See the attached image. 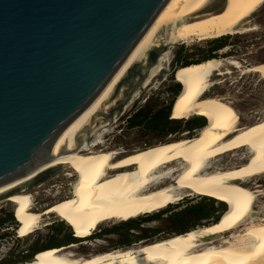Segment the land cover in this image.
Segmentation results:
<instances>
[{"label": "bare ground", "instance_id": "6f19581e", "mask_svg": "<svg viewBox=\"0 0 264 264\" xmlns=\"http://www.w3.org/2000/svg\"><path fill=\"white\" fill-rule=\"evenodd\" d=\"M212 1L170 0L109 91L81 123L46 159L0 185V207L13 208L25 216L28 232L47 226L44 217L60 212L73 222L78 237H86L107 220L156 211L205 191L231 202L222 218L122 249L81 253L74 251L76 243L51 246L31 260L13 264H264V216L255 209L262 193L250 181L264 174V117L241 122L233 102L210 91L211 86L222 84L219 76L232 73L224 64L240 67L243 74L264 73V61L241 67L233 59L211 57L192 61L180 70L187 86L179 96L174 117L199 115L209 120L196 134L126 153L95 149L100 147L104 131L151 82L169 53L161 52L149 66L150 50L162 43L218 38L257 28L241 24L264 0H227L218 10H205ZM136 65L144 77L137 73L128 80ZM121 102L120 112L116 106ZM63 169L69 177L73 175L70 169L82 172L79 191L38 209L34 190ZM240 225L243 228L237 230ZM21 230L19 227L18 233L26 235ZM206 234L210 236L204 238Z\"/></svg>", "mask_w": 264, "mask_h": 264}, {"label": "water", "instance_id": "95a60500", "mask_svg": "<svg viewBox=\"0 0 264 264\" xmlns=\"http://www.w3.org/2000/svg\"><path fill=\"white\" fill-rule=\"evenodd\" d=\"M169 1L0 0V185L46 159L81 123ZM165 47L148 52L149 66ZM140 70L127 79L143 78Z\"/></svg>", "mask_w": 264, "mask_h": 264}, {"label": "rangeland", "instance_id": "374dc122", "mask_svg": "<svg viewBox=\"0 0 264 264\" xmlns=\"http://www.w3.org/2000/svg\"><path fill=\"white\" fill-rule=\"evenodd\" d=\"M226 4L227 0H213L205 10H218ZM250 24H255L257 28L240 34H227L222 39L225 45L215 51L219 59H233L241 67L264 61V3L247 21L242 22L241 26ZM209 40L192 37L188 41L178 40L172 45H166L165 50H169L170 54L168 53L166 59L162 61V67L160 65L151 82L138 92L117 120L112 122L104 131L101 142L97 145L100 147L95 149L107 148L126 153L145 145L192 136L197 133L196 131L199 128L201 129L206 125L209 120L206 121L203 116L199 115L178 118L179 120L170 123L166 129L161 130L147 124L130 126L125 118L144 105H150L153 112L164 108L171 96V89L175 82H183L180 76V67L182 66L177 69V65L184 60L195 61L202 58L206 53ZM155 46H159V44ZM224 66H228L232 73L219 76L223 79L222 84L211 86L210 91L226 95L240 112L241 122L258 117L263 118L264 73L243 74L238 70L240 67L237 68L232 64H224ZM173 73V79H171ZM133 75H137V73L133 72ZM215 77L213 76V78ZM179 96L180 93L177 98ZM171 118H175L174 115ZM204 120L205 124L199 127L198 123ZM170 127H173V129H169ZM223 162H225V159L221 163ZM74 170L70 169L73 175L69 177L64 174L67 170L63 169L58 176L45 181L41 187L36 188L33 192L34 205L38 209H42L62 197L78 192L82 172L79 171V175ZM250 181L262 193L257 197L255 209L261 213V216H264V174L254 176ZM214 196L205 191L194 192L191 196H185L176 203H169L166 207L153 213H141L128 219L107 220L99 225L98 230L94 231L95 233L92 236L86 237H75L72 231V229L74 230L73 222L60 212L59 214L51 213L45 216L44 221L49 222V224L35 232H28V225L25 226V230L22 226L21 233L26 235L19 237L15 229L19 224L18 220L25 221V216L13 208L2 206L0 207V257L9 256L10 258V256H15L18 258V255L22 254V256H29L33 252V246L44 247L48 245V242H53L56 246L76 243L79 245L75 249L73 248L75 252L88 253L91 249H95V252L105 251L108 248L122 249L141 240L149 242L174 233L185 232L217 221V218L219 220L231 206V202L223 199L222 201L218 196H216L217 198ZM226 205H228V208L223 212V206ZM191 206H200L202 209L201 216H194L188 210ZM241 228H243L242 225L238 226L237 230ZM76 235L78 236V234ZM84 241L87 244H83ZM33 258L34 254L28 260ZM26 260L10 263H23Z\"/></svg>", "mask_w": 264, "mask_h": 264}, {"label": "trees", "instance_id": "16d2710c", "mask_svg": "<svg viewBox=\"0 0 264 264\" xmlns=\"http://www.w3.org/2000/svg\"><path fill=\"white\" fill-rule=\"evenodd\" d=\"M225 36L226 35L218 37V38L210 39L208 41V45L206 46V53L202 56V58H199L195 61H200V60L208 59L211 57H217V54L215 53V51H217L218 49L222 48L225 45V43L222 41V39H224ZM190 62L192 61L184 60L181 64L177 66L184 65L180 67V70H181L183 67H185V65L189 64ZM173 75L174 73L172 74L171 79H173ZM186 86L187 84L184 81L175 82L174 86L171 89V96L164 108L157 109L155 112H153L150 105H144L136 109L131 115H128V117L125 118V120L128 122L130 126H139L142 124H147V125H150V127H153L155 129H159V130L166 129L170 123L181 119V118L179 119L171 118V116L175 115V112L177 110L176 103L178 102L179 97L177 98L176 95L178 96L179 93L181 94V92L186 89ZM204 123H205V120L203 122H199L198 123L199 127H201ZM169 129H173V127H170ZM227 208H228V205L223 206L222 211L224 212ZM188 210L196 217L201 216L202 209L200 208V206H191L190 208H188ZM51 246H56V245L53 242H49L47 246H44L42 248L33 246L32 249H35V251L39 250L38 251L39 253L41 249L43 250L44 248L51 247Z\"/></svg>", "mask_w": 264, "mask_h": 264}, {"label": "flooded vegetation", "instance_id": "af4514ba", "mask_svg": "<svg viewBox=\"0 0 264 264\" xmlns=\"http://www.w3.org/2000/svg\"><path fill=\"white\" fill-rule=\"evenodd\" d=\"M8 210H11V209H8ZM13 212H14V210H12ZM157 211V210H156ZM153 212H155V211H152V212H150V213H153ZM15 213V212H14ZM147 213H149V212H147ZM58 215V214H57ZM60 217V216H59ZM62 218V217H61ZM60 220H62V219H60ZM153 220V219H152ZM217 220V219H216ZM22 221V222H21ZM21 221H19L18 220V222H19V224L17 225V228L15 229V231H16V233H17V235L19 236V237H23V236H20L19 235V233H18V228L20 227H22L23 226V229L25 230V226L26 225H29L28 223V221L25 219V221H23V220H21ZM106 222V221H105ZM103 223V222H102ZM101 223V224H102ZM211 223V222H210ZM209 224V223H208ZM70 228V227H69ZM96 230H98V228L96 229ZM95 230V231H96ZM72 231H73V235L75 236V237H78L76 234H77V232H76V230L74 229H72ZM75 231V232H74ZM95 233V232H94ZM30 235V234H29ZM93 235V234H92ZM91 235V236H92ZM169 236V235H168ZM75 239H77V238H75ZM155 240V239H154ZM141 241H147V240H141ZM48 244H49V242H48ZM98 244V243H97ZM60 246V245H59ZM38 248H42V247H38ZM32 253L31 254H29V256H27V255H24V256H22V255H18V258L17 257H15V256H10V258H9V256L7 257V256H2V257H0V264H13V263H10V262H16V261H23V260H26V258L27 257H29V258H31L32 257V255L34 254V258L36 257V255H37V253L38 252H36L35 251V249H32ZM36 252V253H35ZM19 258H21V259H19ZM29 258H27V259H29Z\"/></svg>", "mask_w": 264, "mask_h": 264}, {"label": "snow or ice", "instance_id": "6c2138e0", "mask_svg": "<svg viewBox=\"0 0 264 264\" xmlns=\"http://www.w3.org/2000/svg\"><path fill=\"white\" fill-rule=\"evenodd\" d=\"M262 247H264V245H262Z\"/></svg>", "mask_w": 264, "mask_h": 264}]
</instances>
